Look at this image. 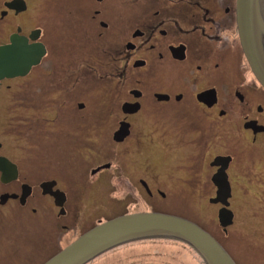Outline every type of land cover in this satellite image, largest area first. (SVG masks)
Listing matches in <instances>:
<instances>
[{"label":"rangeland","instance_id":"rangeland-1","mask_svg":"<svg viewBox=\"0 0 264 264\" xmlns=\"http://www.w3.org/2000/svg\"><path fill=\"white\" fill-rule=\"evenodd\" d=\"M43 7L46 8L45 0L33 6L32 26L44 20L40 15ZM49 33L59 51L32 76L12 83L13 89L4 88L0 95L3 121L9 126L2 136L6 153L21 164L23 182L37 186L43 181L59 180V188L69 197L68 216L58 217L52 201L41 197L36 199L37 214L31 211L35 204L24 209L0 208V264H44L100 223L137 213H164L188 219L210 233L236 263L264 264L262 152L243 158L240 153L244 154L245 149L238 151L232 175L235 224L226 234L219 221V206L209 202L214 187L208 161L219 152L222 143L207 151L202 167L199 164L194 167L192 163L195 154L200 158L204 152L202 138L206 137L201 131L204 123L176 121L167 129L159 122L139 119L137 123L134 121L131 138L124 144L115 143L113 133L121 118L114 121L116 117L111 116L115 107L111 97L95 92L92 84L82 81L84 76L80 81L77 78L84 58L92 63L98 58L93 51L82 52L81 36ZM52 69L53 76L48 81L45 74ZM64 97L69 99V105L61 113L63 117H59L64 122L52 127L49 120L57 113L52 101ZM49 99L46 107L43 104ZM83 101L88 107L80 111L77 105ZM31 104L38 105V109ZM176 125L190 129L175 132ZM148 134L154 139L151 145L146 143V137L150 140L151 136H143ZM212 134L217 140L218 125ZM221 139L227 144L226 138ZM249 149L247 152L253 153ZM106 164L112 165L111 171L91 174L93 169ZM141 178L148 181L154 197H149L140 186ZM128 185L134 189L127 190ZM4 190L0 187V194ZM159 190L165 197L159 195ZM90 264L204 262L186 243L158 239L118 247Z\"/></svg>","mask_w":264,"mask_h":264},{"label":"flooded vegetation","instance_id":"flooded-vegetation-1","mask_svg":"<svg viewBox=\"0 0 264 264\" xmlns=\"http://www.w3.org/2000/svg\"><path fill=\"white\" fill-rule=\"evenodd\" d=\"M41 2L0 0V48L4 56L14 58L6 64L12 63L21 71L20 57L22 53L27 55L28 47L32 62L25 75L1 81L0 95L4 88L12 90V83L32 76L59 51L54 48L49 32L81 36L82 52L93 51L98 60L92 63L84 58L77 78L80 81L84 76L82 81L92 84L95 92L111 97L116 107L111 116L116 117L114 121L121 118L113 133L115 143H126L134 132V121L137 123L139 119L159 122L167 129L176 121L204 123L201 130L206 137L202 138L204 152L200 158L195 154L194 167L205 166L207 151L222 143L219 152L208 161L214 187L209 202L219 206L218 216L224 208L233 213L232 224L221 225L227 234L235 224L233 174L238 151L245 149L244 154L240 153L243 158L260 152L264 155V87L255 77L242 47L238 0H45L46 8L40 12L44 20L32 26L33 6ZM45 76L50 81L53 69ZM49 101L43 105L48 107ZM68 101L65 97L52 101L57 111L49 120L52 127L64 122L61 113L69 105ZM87 105L86 101L79 102L78 110H86ZM31 106L38 109L36 104ZM4 117L0 108V187L5 189L0 194V208L24 209L35 204L31 211L37 214L36 199L41 197L52 201L58 217L68 216L69 197L59 188V180L43 181L37 186L21 180V164L6 153L2 135L9 126L4 124ZM215 125L219 128L217 140L212 134ZM173 127L175 132L190 129ZM151 128L159 131L154 126ZM121 129L129 134L117 141L114 137ZM152 134L143 135L151 136L150 140L146 137L148 145L154 143ZM221 138H226L227 144ZM142 143L145 145V141ZM192 143L197 146V142ZM248 148L254 154L247 152ZM95 170L98 171L94 174ZM111 170L112 165L109 168L103 165L91 174ZM224 173L231 194L227 207L221 202H212L218 199L214 178ZM51 182L48 185L52 188L45 186ZM139 184L149 197H154L146 179L141 178ZM130 188L134 189L128 185L127 190ZM59 190L66 195L63 207L49 193ZM158 193L165 197L164 192Z\"/></svg>","mask_w":264,"mask_h":264},{"label":"water","instance_id":"water-1","mask_svg":"<svg viewBox=\"0 0 264 264\" xmlns=\"http://www.w3.org/2000/svg\"><path fill=\"white\" fill-rule=\"evenodd\" d=\"M237 17L244 53L255 77L264 87V0H238ZM30 49L27 48V55L21 54L22 67L19 71L18 68H14V64H6L14 58L4 56L3 48H0V83L4 78L25 75L32 65ZM128 134L129 132L121 129L114 138L122 141ZM105 167L109 168L110 165ZM214 182L218 186V199L212 202H221L227 207L229 205L227 200L231 194L226 174H218ZM48 184L52 182L46 183L45 186L53 187ZM49 193L59 200L58 205L64 206L66 203L64 192ZM5 198L2 197L1 201L3 202ZM218 217L223 227L232 224L233 213L226 208L219 211ZM158 239H173L186 243L196 251L204 264H237L227 250L199 225L188 219L164 213L128 214L100 223L44 264H90L118 247Z\"/></svg>","mask_w":264,"mask_h":264},{"label":"bare ground","instance_id":"bare-ground-1","mask_svg":"<svg viewBox=\"0 0 264 264\" xmlns=\"http://www.w3.org/2000/svg\"><path fill=\"white\" fill-rule=\"evenodd\" d=\"M108 165V164H107ZM106 166V165H105ZM96 171V170H95ZM97 175H99V173L97 174Z\"/></svg>","mask_w":264,"mask_h":264}]
</instances>
